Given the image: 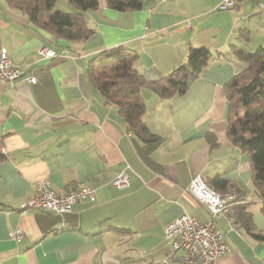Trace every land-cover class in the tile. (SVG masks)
Returning a JSON list of instances; mask_svg holds the SVG:
<instances>
[{
  "label": "crops",
  "instance_id": "crops-1",
  "mask_svg": "<svg viewBox=\"0 0 264 264\" xmlns=\"http://www.w3.org/2000/svg\"><path fill=\"white\" fill-rule=\"evenodd\" d=\"M84 12L93 34L69 42L35 25L0 0V41L23 77L14 88L0 84V264H182L168 258L164 229L187 214L210 221L207 207L189 192L195 175L220 192H234L229 217L215 219L230 251L216 264H264V241L241 225L253 215L264 234L263 202L252 184L248 154L229 140L226 85L247 64L231 47L249 53L264 48V0H244L220 11L222 0H145L141 10L117 11L98 0ZM56 10L77 12L66 0ZM248 36L242 38L245 34ZM125 46L138 54L135 69L158 81L187 62L190 47L206 48L211 60L187 91L169 99L143 88L145 122L159 140L145 142L131 132L117 110L87 77L89 61L106 49ZM41 49L57 52L53 58ZM38 77L37 83L24 81ZM126 171L130 184L112 180ZM51 181L58 194L90 186L94 199L70 213H19L37 182ZM22 231L20 240L9 237Z\"/></svg>",
  "mask_w": 264,
  "mask_h": 264
},
{
  "label": "trees",
  "instance_id": "trees-1",
  "mask_svg": "<svg viewBox=\"0 0 264 264\" xmlns=\"http://www.w3.org/2000/svg\"><path fill=\"white\" fill-rule=\"evenodd\" d=\"M66 1L77 12L56 10L57 0H6L10 7L26 14L35 25L55 37L69 42L86 40L94 31L88 27L84 12L97 9L99 1ZM106 2L110 8L123 12L141 10L146 3L145 0ZM247 37L246 33L242 35L246 40ZM230 51L245 62L247 68L226 85L229 102L227 134L234 146L248 154L252 184L262 199L264 215V48L249 53L243 47L234 45ZM212 55L209 49L190 47L186 63L158 81H147L135 69L138 54L125 46H117L99 52L89 61L87 77L92 87L117 110L127 128L143 141L152 142L159 137L153 135L146 125L142 89H151L163 99L182 95L189 84L199 78ZM5 160L7 156L0 151V163ZM208 185L219 191L217 187ZM239 220L249 234L264 241V234L256 230L251 213L243 212Z\"/></svg>",
  "mask_w": 264,
  "mask_h": 264
},
{
  "label": "built area",
  "instance_id": "built-area-1",
  "mask_svg": "<svg viewBox=\"0 0 264 264\" xmlns=\"http://www.w3.org/2000/svg\"><path fill=\"white\" fill-rule=\"evenodd\" d=\"M244 0H222L218 5L220 11L235 8ZM264 9L263 3H258ZM40 57L49 59L57 56V52L50 49H41ZM23 77V65L12 61L9 50L0 41V84L15 87L16 82ZM24 81L30 84L37 83L38 77L26 76ZM130 184V177L126 171L119 173L112 185L117 188H126ZM189 192L199 202L203 203L210 214V221L201 222L187 214L173 220L164 229L165 237L171 243V253L168 258L180 252L177 260L182 264H216L218 259L230 251L224 241V233L215 224V219L227 216L231 228L238 231L240 224L229 217L231 210L238 204V195L234 192H219L210 187L201 175L192 179ZM84 199H94V189L90 186L70 189L65 194H58L51 181L42 179L37 182V190L33 197L21 203L19 213L41 210L49 213H70L73 206ZM24 236L22 231H11L9 237L20 240ZM176 257V256H175Z\"/></svg>",
  "mask_w": 264,
  "mask_h": 264
}]
</instances>
